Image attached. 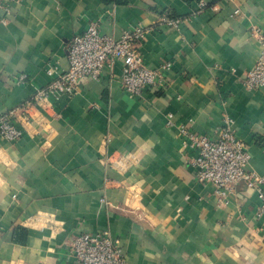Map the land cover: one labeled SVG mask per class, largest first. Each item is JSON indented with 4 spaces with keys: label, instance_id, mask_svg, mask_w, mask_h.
<instances>
[{
    "label": "crops",
    "instance_id": "obj_1",
    "mask_svg": "<svg viewBox=\"0 0 264 264\" xmlns=\"http://www.w3.org/2000/svg\"><path fill=\"white\" fill-rule=\"evenodd\" d=\"M164 15L185 21L158 24ZM8 18L0 116L15 111L23 135L0 137V264H72L70 239L104 232L127 264H264L257 194L239 182L220 203L197 182L196 151L178 127L218 139L231 119L264 175V88L243 84L259 56L252 28L264 30V0H20ZM94 20L117 39L151 27L140 50L150 68L172 64L167 87L126 93L117 61L75 94L25 109L68 69V42Z\"/></svg>",
    "mask_w": 264,
    "mask_h": 264
},
{
    "label": "built area",
    "instance_id": "obj_2",
    "mask_svg": "<svg viewBox=\"0 0 264 264\" xmlns=\"http://www.w3.org/2000/svg\"><path fill=\"white\" fill-rule=\"evenodd\" d=\"M19 1L0 0V24L9 23L11 5ZM184 21L180 17L164 15L159 18L158 24L180 29ZM151 29L143 25L130 26L117 39L102 33L100 20L91 21L83 33L75 35L68 42V69L47 87L38 90L33 102L27 103L25 109L33 103H43L50 97L75 94L83 79L100 80L105 70L113 67L117 61L123 64L121 80L126 93L140 96L148 87L166 88L167 72L172 64L168 62L159 68H150L140 50V44ZM252 33L257 38L260 51L255 66L246 73L243 84L249 90H260L264 88V30L255 26ZM49 73L53 74L51 70ZM21 78L24 79L25 76ZM15 114L12 111L0 116V137L10 142L18 141L23 135V131L13 122ZM167 123L170 127L176 125L174 114L168 115ZM178 127L187 136V145L196 151L191 164L195 169L197 182L213 187L218 201L224 204L229 203L236 185L244 182L248 190L257 194V215L264 217V175L250 168L249 147L235 133L231 119L225 120L218 131V139L190 132L184 124ZM69 254L72 264H127L120 242L109 232L74 235L69 241Z\"/></svg>",
    "mask_w": 264,
    "mask_h": 264
},
{
    "label": "trees",
    "instance_id": "obj_3",
    "mask_svg": "<svg viewBox=\"0 0 264 264\" xmlns=\"http://www.w3.org/2000/svg\"><path fill=\"white\" fill-rule=\"evenodd\" d=\"M105 1L106 3H113V4H116V5H124L127 3V0H103ZM25 230H22V232H24Z\"/></svg>",
    "mask_w": 264,
    "mask_h": 264
}]
</instances>
